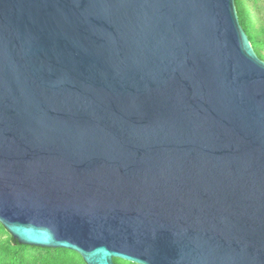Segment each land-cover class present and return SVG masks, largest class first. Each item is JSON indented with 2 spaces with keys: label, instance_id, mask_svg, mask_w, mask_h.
I'll use <instances>...</instances> for the list:
<instances>
[{
  "label": "water",
  "instance_id": "water-1",
  "mask_svg": "<svg viewBox=\"0 0 264 264\" xmlns=\"http://www.w3.org/2000/svg\"><path fill=\"white\" fill-rule=\"evenodd\" d=\"M0 224L85 264H264L235 0H0Z\"/></svg>",
  "mask_w": 264,
  "mask_h": 264
},
{
  "label": "trees",
  "instance_id": "trees-1",
  "mask_svg": "<svg viewBox=\"0 0 264 264\" xmlns=\"http://www.w3.org/2000/svg\"><path fill=\"white\" fill-rule=\"evenodd\" d=\"M250 20L251 27L255 28V23ZM244 30L250 40L247 30L245 28ZM260 30L259 41L264 47V27ZM118 260L114 259V263L122 264ZM0 264H85V262L79 254L68 249L19 244L0 224Z\"/></svg>",
  "mask_w": 264,
  "mask_h": 264
},
{
  "label": "rangeland",
  "instance_id": "rangeland-1",
  "mask_svg": "<svg viewBox=\"0 0 264 264\" xmlns=\"http://www.w3.org/2000/svg\"><path fill=\"white\" fill-rule=\"evenodd\" d=\"M235 5L239 17V21L250 35V41L256 54L264 60V47L259 41L261 28L264 27V0H235ZM255 23V28L251 27V20ZM116 259V258H115ZM118 259V258H117ZM122 264H134L131 262L118 260Z\"/></svg>",
  "mask_w": 264,
  "mask_h": 264
}]
</instances>
